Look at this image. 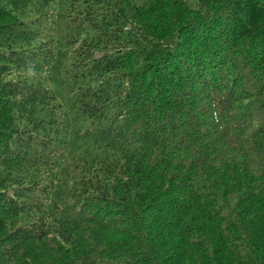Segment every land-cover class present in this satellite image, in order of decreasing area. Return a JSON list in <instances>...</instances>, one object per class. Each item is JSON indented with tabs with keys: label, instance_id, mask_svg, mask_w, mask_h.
I'll return each instance as SVG.
<instances>
[{
	"label": "trees",
	"instance_id": "1",
	"mask_svg": "<svg viewBox=\"0 0 264 264\" xmlns=\"http://www.w3.org/2000/svg\"><path fill=\"white\" fill-rule=\"evenodd\" d=\"M0 264H264V0H0Z\"/></svg>",
	"mask_w": 264,
	"mask_h": 264
}]
</instances>
